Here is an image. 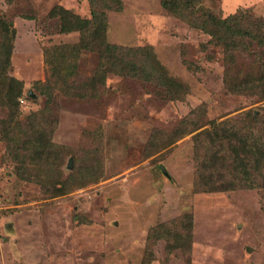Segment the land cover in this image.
<instances>
[{"label": "rangeland", "instance_id": "1", "mask_svg": "<svg viewBox=\"0 0 264 264\" xmlns=\"http://www.w3.org/2000/svg\"><path fill=\"white\" fill-rule=\"evenodd\" d=\"M166 1L0 0V17L16 29L9 67L0 65V264H264V188H195L206 130L264 142V124L251 122L264 116V49L248 22L264 21V0H196L188 20ZM56 6L92 20L94 7L105 13L106 40L140 50V71L106 72L99 51L62 48L53 89L57 58L45 51L81 36L59 32ZM239 10L245 39L227 63L222 41L194 23ZM164 75L184 84L178 99ZM14 78L21 95L1 97ZM3 136L21 152L16 167ZM189 214L191 249L174 251L164 236L186 233Z\"/></svg>", "mask_w": 264, "mask_h": 264}, {"label": "trees", "instance_id": "2", "mask_svg": "<svg viewBox=\"0 0 264 264\" xmlns=\"http://www.w3.org/2000/svg\"><path fill=\"white\" fill-rule=\"evenodd\" d=\"M195 1L196 0H174L173 2H170L173 3L170 4L171 13L184 20H188L191 16H194L193 14H196V12L199 11L198 4H196ZM163 2L166 4L168 3L166 0H163ZM93 14L95 17L94 20L83 18L64 7L56 6L50 11V17L58 21L59 32L67 34L79 31L81 34L80 41L75 44L73 48L67 44L58 45V47L55 48V51H57L56 53L55 51L54 53H49L47 50L45 51L49 58L52 54L57 58L51 60L53 70L55 71H53L52 76L53 78L55 77V79L51 80V83L53 82L51 84L53 89H55V84L59 85L58 82H60L62 77V69L59 64L61 61L58 60L59 52L62 48L65 50L68 48L73 49V51L77 50L75 55H79V52L81 51H90L91 48L92 50L99 51L101 61L106 63V68L108 69L106 72L110 71L118 74H125L127 71H133L136 75L138 71H140L141 67L136 64L138 61L137 59L140 58H136V55H139L138 53L141 51L109 43L105 36L107 29V15L103 12L98 13V10L95 9V7L93 9ZM243 16L244 12L242 10L237 11L235 14L230 15L225 19H221L216 14L212 13L200 14L198 17L199 21H195L194 27L200 22L199 27L205 33L210 34L218 41H222L221 44L229 58V61L228 59L226 60L227 63H233L236 52L234 49H237L238 45H240L238 43L239 40L245 39V32H240L241 27H243L241 25ZM256 21L260 22L255 26L253 20L248 21L253 25L252 27H254L249 34L257 40L256 42L258 43V46L264 49V40L262 39L264 33H262L261 29L264 27V21L260 19H256ZM229 22L235 24V31L231 28ZM96 24L99 25L97 26ZM15 34V27L12 26L5 17H0V39L2 40L1 53L3 56H6V60H4L3 63H0L2 69H8L9 67V58L13 50ZM142 53L145 58L149 57L150 61H156L157 57L153 54L151 48H144ZM130 59H133L132 62ZM155 64L163 68L159 62L156 61L154 65ZM1 78L2 74L0 72V85L5 84L4 81H1ZM162 86L168 88L169 93L174 99L179 98L181 89L185 87L182 82L167 75L165 79H163ZM22 88L23 83L21 81H18L15 78L7 80L6 86L3 87L1 97H3L4 94H13L10 95V97L14 96V98H17L21 95ZM1 89L2 87H0V90ZM251 119V122H254L256 126H263L264 124L263 115H252ZM260 130L261 129H259V133L263 132L264 129ZM202 135L208 137L209 144L205 145L203 142H198L199 145H197V153L201 155V157L199 155L198 157L202 158L203 162H201V169L198 171L195 180V188L198 193L264 188V142H256L253 133L247 134V136L251 138L248 140L244 139L243 136L236 132H234L232 137H228L218 128L206 130ZM29 140L30 139L27 138L26 142ZM2 141L7 147L5 159L10 161L14 166L17 165L20 161L19 157L21 156V152L18 151V148L15 146L8 145V137L3 136ZM207 157H209V159ZM183 223L186 233L178 228L173 231L169 229L164 238L169 244V247L174 249V251L178 250L185 252L188 250L189 252L192 245L194 227L192 214L186 215Z\"/></svg>", "mask_w": 264, "mask_h": 264}, {"label": "water", "instance_id": "3", "mask_svg": "<svg viewBox=\"0 0 264 264\" xmlns=\"http://www.w3.org/2000/svg\"><path fill=\"white\" fill-rule=\"evenodd\" d=\"M70 164L72 165V161H70Z\"/></svg>", "mask_w": 264, "mask_h": 264}]
</instances>
